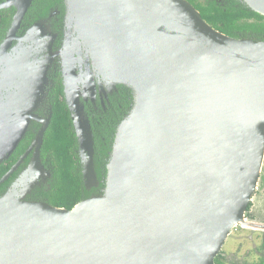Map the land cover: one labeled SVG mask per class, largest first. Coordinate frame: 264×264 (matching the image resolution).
I'll list each match as a JSON object with an SVG mask.
<instances>
[{"label":"water","instance_id":"water-1","mask_svg":"<svg viewBox=\"0 0 264 264\" xmlns=\"http://www.w3.org/2000/svg\"><path fill=\"white\" fill-rule=\"evenodd\" d=\"M33 1L0 4L16 9L0 48L2 78L8 74L0 78V165L38 120L25 62L8 55ZM241 1L264 16V0ZM64 2L65 83L84 199L56 208L29 201L31 191L15 184L0 198V264H215L247 222L264 167V42L221 33L187 0ZM76 44L97 77L134 98L105 177L70 62ZM49 122L25 177L42 171Z\"/></svg>","mask_w":264,"mask_h":264},{"label":"flooded vegetation","instance_id":"flooded-vegetation-1","mask_svg":"<svg viewBox=\"0 0 264 264\" xmlns=\"http://www.w3.org/2000/svg\"><path fill=\"white\" fill-rule=\"evenodd\" d=\"M218 1L219 2L215 3L222 7L229 5V2H233L232 0H226L227 4L223 5V0ZM239 1L242 2L241 0ZM205 3L206 0H196L195 3L191 4L194 5L195 8L201 13L199 8ZM242 3L246 6L245 8L248 7L244 2ZM238 5L239 4L236 3L233 4L234 7H238ZM31 8L28 10V13ZM9 9H14L15 16L16 9ZM25 19L23 20L21 27L16 34L17 39L12 42V46L8 51V55L13 59H22L21 61L25 62V68H23L24 70L22 69L21 75L23 79L25 76H28V78L30 77V82L28 85L31 88V92L35 94L36 97V108L34 109V114L37 116L38 120H33L31 122L30 130L24 136L16 150L0 165V171L3 172L2 174L0 173V181L16 167L8 179L3 184H1L0 188L3 185H5V187L0 193V198L10 189H13V186L17 184L19 185L17 188L18 193H21L25 189L31 191L29 201L47 202L52 190L47 194L45 184L54 183L55 179L52 176V172L54 173L52 169V159H50L51 157H49L44 152L43 147L45 135L54 117V107L57 100L67 106L72 119L71 110L68 106V97L66 92L67 86L65 83V61H67L65 48L69 26L68 22L66 21L65 2L62 0L52 3L41 15L33 19L34 21L31 23L26 22ZM12 22L6 32L5 38L0 44V48L7 39ZM255 22L258 23V20L255 18L241 20L235 29L236 31L237 28L243 29L244 25L247 26L248 23L253 24ZM210 25L219 31L218 27H215L212 24ZM217 26L222 27V25ZM220 32L222 33V31ZM254 34L255 32H253V34L245 35L253 36ZM231 38L240 40H253L250 37H243V35H240L238 38ZM71 39V42L74 41L72 36ZM70 58L72 68L78 77L77 94L79 100L83 104L85 113L91 126L97 153L98 147L102 149V151H105L109 162V151L113 146L117 129L121 122L130 114L132 105L134 103L133 94L125 87L111 84L109 81L104 80L100 76L97 77L98 72L94 70L95 68L93 66V59L88 50L84 49L81 45L78 49V44H76L75 53ZM6 71V65H0V78L4 76ZM6 76L2 79H5ZM60 87L62 88V92L60 91ZM2 114L4 113L0 112L1 117ZM48 120L50 122L43 136V143L40 149L42 171L37 173L36 176L25 177L29 173L31 166L33 165V161L36 158V149L38 144L33 145V143L36 141L38 135L42 131V128L46 126V121ZM77 153L82 167V174L83 164L80 158L79 143ZM98 156L100 159L99 153ZM105 176L106 174L104 177ZM245 219L246 221L248 220L249 222H252L255 227V230L252 233L255 241L254 247H252L246 255L243 256V254H241L239 258L237 257L236 263H229L226 260L224 252L221 254L224 255V259L227 264H264V167L260 174L254 196L247 207ZM235 230L238 232V234L249 232L246 231L247 229L242 225L236 227Z\"/></svg>","mask_w":264,"mask_h":264},{"label":"trees","instance_id":"trees-1","mask_svg":"<svg viewBox=\"0 0 264 264\" xmlns=\"http://www.w3.org/2000/svg\"><path fill=\"white\" fill-rule=\"evenodd\" d=\"M5 1L7 0H0V4ZM59 1L62 0H34L25 21L33 22V19L41 15L49 5ZM187 1L196 2V0ZM232 1L229 2V5L222 7L215 3L219 2L218 0H206V3L199 8L203 19L218 27L219 31L230 37L238 38L243 35V37H250L253 40L257 39L256 41H264V17L250 11L248 7L245 8L246 6L239 0ZM234 3L239 4L238 7H234ZM222 4H227L226 0H223ZM14 12V9L0 10V44L10 27ZM254 18L258 20V23H248L247 26H243V29L237 28L236 31L235 27L239 25V21ZM217 25H222V27ZM253 32H255L253 36H246L253 34ZM60 91L62 92L61 87ZM43 148L44 152L52 159V169L55 173V182L47 202L56 208L72 210L84 199L82 167L77 153L78 143L70 112L67 106L59 100L55 103L54 117L45 135ZM98 153L104 176L107 173L108 156L99 147ZM0 173L2 174L3 172L0 171ZM4 187L5 185L0 188V193ZM215 264H227L223 254L216 258Z\"/></svg>","mask_w":264,"mask_h":264},{"label":"rangeland","instance_id":"rangeland-1","mask_svg":"<svg viewBox=\"0 0 264 264\" xmlns=\"http://www.w3.org/2000/svg\"><path fill=\"white\" fill-rule=\"evenodd\" d=\"M242 226L250 233L245 232L238 234L236 230L233 231L223 248L222 252H224L226 260L229 263H236L237 257L239 258L241 254H243V256L246 255L255 245L254 236L252 235L255 230L253 223L247 220Z\"/></svg>","mask_w":264,"mask_h":264}]
</instances>
